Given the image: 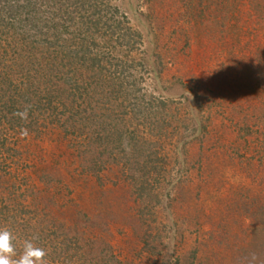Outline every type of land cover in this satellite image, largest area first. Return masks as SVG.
Listing matches in <instances>:
<instances>
[{"label": "rangeland", "instance_id": "obj_1", "mask_svg": "<svg viewBox=\"0 0 264 264\" xmlns=\"http://www.w3.org/2000/svg\"><path fill=\"white\" fill-rule=\"evenodd\" d=\"M106 1L141 35L139 86L178 107L154 158L162 176L154 180L152 172L150 190L139 195L141 176L123 148L135 124L140 132L137 119L111 156L95 152L92 168L83 137L44 120L35 132L12 137L13 182L33 185L25 195L48 202L73 239L92 244L97 231L106 243L99 241L94 255L113 254L114 262L264 264L262 232L255 261L247 253L264 201L257 153L264 147L263 6L255 13L247 0Z\"/></svg>", "mask_w": 264, "mask_h": 264}, {"label": "trees", "instance_id": "obj_2", "mask_svg": "<svg viewBox=\"0 0 264 264\" xmlns=\"http://www.w3.org/2000/svg\"><path fill=\"white\" fill-rule=\"evenodd\" d=\"M247 1L255 13L264 9V0ZM140 39L128 18L106 0H0V230L12 234L14 257L19 259L25 241H30L46 252L45 257L55 259L53 264H122L107 252L94 255L97 243H106L97 231L90 234L92 244L73 239L68 226L55 220L48 202L25 195L33 185L13 182L18 149L12 137L21 130L35 132L44 120L65 126L83 137L81 145L90 149L86 161L92 168L97 164L95 152L99 158L111 156L113 146L126 139L127 126L137 119L140 132L135 124L123 148L129 149L125 161L131 171L141 176L135 180L139 195L147 194L152 172L159 181L165 170L154 158L172 110L178 107H173L175 99L139 86L143 78L135 52ZM25 111L27 118L22 119L18 113ZM257 153L264 158V147ZM263 202L251 230L252 244H247L252 261L261 249L257 234H264Z\"/></svg>", "mask_w": 264, "mask_h": 264}, {"label": "clouds", "instance_id": "obj_3", "mask_svg": "<svg viewBox=\"0 0 264 264\" xmlns=\"http://www.w3.org/2000/svg\"><path fill=\"white\" fill-rule=\"evenodd\" d=\"M18 115L22 119H26L27 111L18 113ZM12 239L10 231L7 229L0 230V264H46L44 260L46 252L30 241H25L24 249L19 259H13L12 257L16 255V251L12 244Z\"/></svg>", "mask_w": 264, "mask_h": 264}]
</instances>
